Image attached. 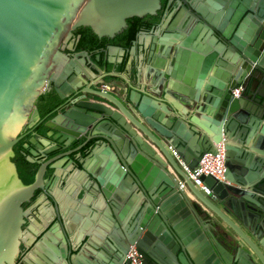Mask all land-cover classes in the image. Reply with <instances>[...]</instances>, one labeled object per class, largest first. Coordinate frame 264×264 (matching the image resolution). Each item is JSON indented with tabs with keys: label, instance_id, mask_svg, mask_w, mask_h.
<instances>
[{
	"label": "water",
	"instance_id": "water-1",
	"mask_svg": "<svg viewBox=\"0 0 264 264\" xmlns=\"http://www.w3.org/2000/svg\"><path fill=\"white\" fill-rule=\"evenodd\" d=\"M162 7V0H0V264H14L20 251L22 203L33 187L19 175L14 146L40 117L37 99L51 82L65 99L71 92L63 91L108 68L122 70L108 75L122 78L119 90L98 86L105 80L87 86L92 96L64 108L62 125L47 124L62 149L86 154L73 186L84 204L74 205L65 229L69 256L60 251L59 211L41 257L131 264L136 245L145 264H264V0H168L129 49H102L103 67L89 51L66 52L75 50L79 27L112 38L129 18ZM223 137L226 171L222 180L205 177L207 194L174 150L193 168Z\"/></svg>",
	"mask_w": 264,
	"mask_h": 264
},
{
	"label": "flooded vegetation",
	"instance_id": "flooded-vegetation-1",
	"mask_svg": "<svg viewBox=\"0 0 264 264\" xmlns=\"http://www.w3.org/2000/svg\"><path fill=\"white\" fill-rule=\"evenodd\" d=\"M167 1L162 0L163 7L158 13L160 17L166 9ZM139 18L141 19L140 26L131 42L122 36L121 31L112 38H99L97 36L93 40V47L90 49H79L78 45L83 37L82 32L79 31L81 27H79L74 31L75 36L72 39L75 50H66V52L73 54L85 50L89 51L92 58L103 67L107 58L102 52L105 46L116 45L129 49L135 41L138 42L136 37L139 32L149 30L157 23L150 25L147 23L151 20V15ZM144 34L142 39L147 41L148 34ZM99 54L100 59L97 60ZM142 54L145 56L146 52L139 53V55ZM119 67L122 68L123 66ZM116 71L120 73L122 70L117 68L114 70L110 68L102 69V71L95 74L93 81L85 82L82 80L78 86L72 88L73 90L63 91L65 95L71 92L65 99L60 98L56 92V86L51 82L47 91L42 94L46 95V98L40 99L41 95L36 101V107L40 115L39 119L34 121V124L31 122L26 123L21 129L19 140L14 146L15 156L13 161L17 166L22 181L27 186L33 187V192L22 203L24 210L23 236L21 238L20 251L14 264H50L41 257V246L44 244V239L48 238L52 234L53 229L57 227L56 222L59 211L63 216L60 226L58 225L62 233L63 242L60 251L65 256H69V239L66 230L72 222L74 205L84 204V201L78 195L79 189L73 187L74 179L82 171L78 159H82L86 154L84 152L78 153V155L71 153L70 151L73 147L62 149V145L54 139V136L49 135L51 129L47 124L62 125L61 112L64 108L75 107L74 101L87 100V98L92 96L87 91V86L92 88L93 84L105 80L104 83L106 84H99L98 86L108 87L107 84H112L111 88L119 90L118 84H123V80H119L118 77L108 76L116 73ZM242 91L243 89L241 88L238 96L242 95ZM51 105L53 106L51 107ZM48 107L51 108L45 111ZM56 133L58 132L55 131L54 134ZM84 181H87V178Z\"/></svg>",
	"mask_w": 264,
	"mask_h": 264
},
{
	"label": "built area",
	"instance_id": "built-area-1",
	"mask_svg": "<svg viewBox=\"0 0 264 264\" xmlns=\"http://www.w3.org/2000/svg\"><path fill=\"white\" fill-rule=\"evenodd\" d=\"M241 87H237L233 90V94L238 96L240 94ZM217 152H205L198 164L190 168L189 165L181 158L176 150H174L175 156L178 158L181 165L185 168L188 176L192 182L207 194L211 193V189L205 182L206 176H214L217 179L222 180L226 171V139L223 137L221 141L216 144ZM183 184V182H182ZM128 258L131 264H145L144 254L136 245H132Z\"/></svg>",
	"mask_w": 264,
	"mask_h": 264
},
{
	"label": "trees",
	"instance_id": "trees-1",
	"mask_svg": "<svg viewBox=\"0 0 264 264\" xmlns=\"http://www.w3.org/2000/svg\"><path fill=\"white\" fill-rule=\"evenodd\" d=\"M151 17H152L151 20L147 22L149 25L158 22V20L160 19V15L151 16ZM127 22H128V25L122 31L121 34L124 38H126L129 42H131V39L135 37L136 32L139 29L141 19L139 17H133V18H129ZM79 31L82 32L83 37L80 41V44L78 45V48L79 49H84V48L90 49L91 47H93L94 46L93 40L96 39L97 35L92 31V29L90 27H81ZM44 98H46V95H42L40 97V99H44ZM52 106L53 105H51V107ZM51 107H48L45 111H48Z\"/></svg>",
	"mask_w": 264,
	"mask_h": 264
},
{
	"label": "crops",
	"instance_id": "crops-1",
	"mask_svg": "<svg viewBox=\"0 0 264 264\" xmlns=\"http://www.w3.org/2000/svg\"><path fill=\"white\" fill-rule=\"evenodd\" d=\"M118 79H119V80H122L121 77H118ZM188 195H189V197H190L191 199L194 198V196H193L190 192H188Z\"/></svg>",
	"mask_w": 264,
	"mask_h": 264
}]
</instances>
